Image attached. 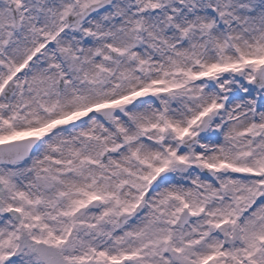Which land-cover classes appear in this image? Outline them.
Returning <instances> with one entry per match:
<instances>
[{
  "label": "snow or ice",
  "instance_id": "snow-or-ice-1",
  "mask_svg": "<svg viewBox=\"0 0 264 264\" xmlns=\"http://www.w3.org/2000/svg\"><path fill=\"white\" fill-rule=\"evenodd\" d=\"M0 264H264V0H0Z\"/></svg>",
  "mask_w": 264,
  "mask_h": 264
}]
</instances>
